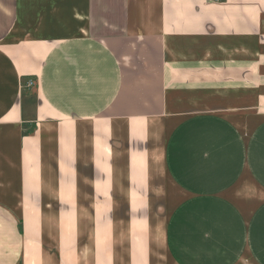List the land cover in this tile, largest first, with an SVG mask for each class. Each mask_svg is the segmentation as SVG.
<instances>
[{"label":"crops","instance_id":"crops-1","mask_svg":"<svg viewBox=\"0 0 264 264\" xmlns=\"http://www.w3.org/2000/svg\"><path fill=\"white\" fill-rule=\"evenodd\" d=\"M0 264H264V0H0Z\"/></svg>","mask_w":264,"mask_h":264},{"label":"rangeland","instance_id":"rangeland-1","mask_svg":"<svg viewBox=\"0 0 264 264\" xmlns=\"http://www.w3.org/2000/svg\"><path fill=\"white\" fill-rule=\"evenodd\" d=\"M54 34V36H56L57 38L58 37H60V36H64V35H66V33H64V32H56V33H53ZM165 137H166V135L164 134H161L160 136H159V138H158V140H160L161 141V143L160 142H158V144H157V147H158V145H159V147H161L163 144H164V139H165Z\"/></svg>","mask_w":264,"mask_h":264},{"label":"built area","instance_id":"built-area-1","mask_svg":"<svg viewBox=\"0 0 264 264\" xmlns=\"http://www.w3.org/2000/svg\"><path fill=\"white\" fill-rule=\"evenodd\" d=\"M208 2H216L217 0H206ZM33 86V82L31 80H29L26 84L27 88H31Z\"/></svg>","mask_w":264,"mask_h":264}]
</instances>
